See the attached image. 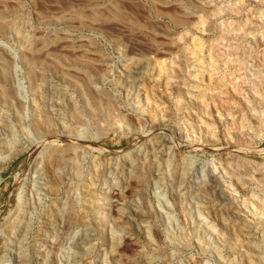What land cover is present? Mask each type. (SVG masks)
Listing matches in <instances>:
<instances>
[{"label":"rangeland","instance_id":"obj_1","mask_svg":"<svg viewBox=\"0 0 264 264\" xmlns=\"http://www.w3.org/2000/svg\"><path fill=\"white\" fill-rule=\"evenodd\" d=\"M0 235V264H264V0H0Z\"/></svg>","mask_w":264,"mask_h":264},{"label":"bare ground","instance_id":"obj_2","mask_svg":"<svg viewBox=\"0 0 264 264\" xmlns=\"http://www.w3.org/2000/svg\"><path fill=\"white\" fill-rule=\"evenodd\" d=\"M196 47H197V46H196ZM194 49H195V48H194ZM198 50H199V47L196 48V52H197ZM196 52H195V54H197ZM198 54H199V53H198ZM221 82H222L221 84H222V86H223V81H221ZM147 100H149V99H147ZM207 100H208V99H207L206 97H203V98H202V100H201V104H202L203 107H205V105L207 106ZM147 104H148V103H147ZM149 105H150V103H149ZM152 111H153V110H152ZM153 115H156V113L154 112ZM55 157H56V159H58L56 155H55ZM38 172H40V170H39V171L36 170V173H38ZM213 192H214V191H213ZM201 195H202V194H201ZM210 195H212V194H210ZM212 196H213V195H212ZM215 198H216V197H215ZM0 237H2V235H0ZM78 242H79V241H78ZM78 242H77V243H78ZM20 246H21V245H20ZM2 247H3V246H2ZM23 248H24V247H23ZM9 249H11V250H14V249L17 250V248H15V247H11V248H9ZM18 249H21V248L18 247ZM1 251H2V249H1Z\"/></svg>","mask_w":264,"mask_h":264},{"label":"water","instance_id":"obj_3","mask_svg":"<svg viewBox=\"0 0 264 264\" xmlns=\"http://www.w3.org/2000/svg\"><path fill=\"white\" fill-rule=\"evenodd\" d=\"M13 54H14V53H13ZM16 57H17L16 54H14V58H15V59H16Z\"/></svg>","mask_w":264,"mask_h":264}]
</instances>
